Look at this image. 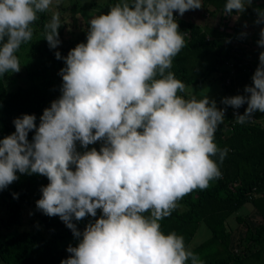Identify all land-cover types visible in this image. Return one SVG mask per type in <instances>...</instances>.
Listing matches in <instances>:
<instances>
[{
    "label": "clouds",
    "instance_id": "obj_1",
    "mask_svg": "<svg viewBox=\"0 0 264 264\" xmlns=\"http://www.w3.org/2000/svg\"><path fill=\"white\" fill-rule=\"evenodd\" d=\"M252 4L226 0L223 12L239 15ZM52 5L0 0V77L21 70L16 53ZM202 7L203 0H118L89 20L86 43L66 57L55 53L66 65L59 72L61 96L39 125L24 114L14 119L15 132L0 139V191L18 180L17 172L45 176L37 209L59 216L79 241L61 264H205L182 235L165 234L160 225L183 197L221 177L229 151L215 143L226 109L208 96L180 95L186 86L171 71L185 47L174 12ZM253 10L254 24H264V9ZM60 27L59 11L51 12L42 32L50 49L61 44ZM257 45L264 48V28ZM258 59L247 95L221 100L234 109L247 104L243 115L234 114L237 124L264 113V51ZM101 140L99 151L76 149L77 141L87 148ZM98 209L102 215L79 231L73 220L96 217Z\"/></svg>",
    "mask_w": 264,
    "mask_h": 264
},
{
    "label": "trees",
    "instance_id": "obj_2",
    "mask_svg": "<svg viewBox=\"0 0 264 264\" xmlns=\"http://www.w3.org/2000/svg\"><path fill=\"white\" fill-rule=\"evenodd\" d=\"M225 3L226 0H203L205 14L212 17L219 14L221 20L217 25H199L175 17L179 30L185 34V47L174 58L171 69L185 85L201 84L216 73L223 89L216 100L218 108L224 105L222 98L244 95L241 82L249 81L252 85L249 74L259 64L258 60L248 58L249 49L243 50L246 39L238 45L227 41L228 36L242 35V32L240 26L230 25L227 21L231 15L224 14ZM236 14L233 12L232 15ZM49 17L48 13L40 14V19L33 25L34 32L38 30L36 24L43 31V24ZM63 29L62 25L58 30L59 38ZM87 32L80 37L85 42ZM76 45L77 41L70 42L67 49L71 50ZM25 46L23 44L21 48ZM57 51L64 57L62 49L49 53L47 45L28 51L30 56L39 57V60L25 70L23 81L10 72L0 77V139L15 132L13 121L24 114L35 115L38 126L44 109L61 96L63 80L59 72L66 65L63 59L56 58ZM226 61L232 62L231 68ZM228 77L230 81L226 85L224 81ZM179 94L185 97V93ZM246 108L247 104L239 108L242 115ZM253 117L257 119L255 122L236 124L231 130L225 128L224 123L219 126L215 132V143L221 149H229L223 163L219 164L221 177L211 181L207 189H196L183 197L178 202L181 208H176L169 217L160 221L161 230L165 234L175 231L182 235L186 247L200 223L205 224L210 236L190 248L205 264H246L250 258L259 259L264 250V113L257 111ZM228 119L227 116L224 122ZM34 134L35 130L29 132L30 142ZM103 143L102 140L97 141L84 148L77 141L76 149L80 153L92 148L99 151ZM213 159L219 163L216 157ZM17 176L18 180L0 191V210L7 213L8 226L18 224L22 205L39 200L42 186L49 182L45 176L38 174L17 172ZM13 193H17L18 198L14 199ZM246 202H250L257 212V223L251 227L244 216H234L244 231L234 250L230 248L231 230L226 220ZM73 223L83 232V224L75 219ZM76 240L59 216L49 217L39 212L38 224L22 229L15 226L11 232L0 233V264H61L70 255L66 251L68 246H77Z\"/></svg>",
    "mask_w": 264,
    "mask_h": 264
},
{
    "label": "rangeland",
    "instance_id": "obj_3",
    "mask_svg": "<svg viewBox=\"0 0 264 264\" xmlns=\"http://www.w3.org/2000/svg\"><path fill=\"white\" fill-rule=\"evenodd\" d=\"M118 0H60V4L57 7L55 0H53V5L51 6L49 12V16L51 12L59 11L60 18H61V26L63 25L64 29L61 32L60 41L61 44L57 46L55 49L49 48V53H53L54 50L62 49L64 57L68 55L70 50L67 49V45L70 42L77 41L79 43H86L85 40H81L80 37L82 33L87 32L89 28V20L101 13L107 14L109 12V7L117 3ZM254 8L264 9V0H253L252 6L248 7L251 11L247 10L244 13L231 15L227 17V21L230 25L237 24L241 27L242 33H246L244 35L246 39V43L242 46L244 49H250V54H248V58L256 59L259 63V53L264 51V48H261L257 45V41L259 39V32L261 28H264V24L256 25L254 21L257 18L256 12L253 10ZM178 19L184 21H192V20H200L198 23L203 22L207 15H204V10L196 9V10H189L184 13L183 16H180L178 13L174 12ZM191 13L193 19L188 15ZM50 19V17L48 18ZM207 19V18H206ZM208 20V19H207ZM213 25H217L220 22L219 14H216L214 18L211 19ZM207 23V21H206ZM197 24V23H196ZM203 24V23H200ZM199 24V25H200ZM246 25V26H245ZM38 30L34 32L32 40L26 44L25 47L20 48L17 52V56L19 58L21 64V70L18 73H12L15 75L20 81L25 80V70L29 69L30 66L36 63L39 60V57H32L28 54V51H33L37 48H43L47 45V41L44 39L42 32L39 29V24L35 26ZM83 28L86 31H82ZM46 55V53H45ZM255 71L249 74L250 77L253 76ZM11 73V72H10ZM250 86L251 83L248 82H241L240 87L245 88V86ZM185 98H190L192 95H195L197 99H201L204 96H208L210 100H217L222 92V86L220 84L219 79L217 78L216 73H212L209 78L201 84L198 85H185ZM243 94L247 95L244 90ZM177 208H181L178 205ZM21 215L18 219V224L8 226L7 220L8 216L7 213L1 209L0 210V233L11 232L12 229L17 226L18 229L27 228L34 224H38V213L41 212L36 207V201L33 200L31 203H26L22 205L21 208ZM236 214H240L245 217V222L248 223L251 227L256 226V216L257 212L252 207L250 202L244 203L234 214L227 218L226 223L231 230V241H230V248L237 249V241L240 237L244 236V231L242 229V225H240L234 216ZM102 215L101 210H97V216L91 217L86 216L85 220L77 221L83 227H86L90 219H97ZM93 222V221H90ZM87 223V224H85ZM209 229L205 226V224L200 223L198 230L196 231L194 237L189 243L188 248H191L200 242L204 241L210 236ZM77 242L78 239L76 240ZM246 264H264V250L261 252V256L259 259L250 258L246 261Z\"/></svg>",
    "mask_w": 264,
    "mask_h": 264
},
{
    "label": "built area",
    "instance_id": "obj_4",
    "mask_svg": "<svg viewBox=\"0 0 264 264\" xmlns=\"http://www.w3.org/2000/svg\"><path fill=\"white\" fill-rule=\"evenodd\" d=\"M226 39H227L228 42L230 41L231 44H233V45L234 44H237L238 45V43H244L245 42V37L243 35L228 36ZM226 62L228 64V68H231L232 67V62H230V61L229 62L226 61ZM230 72H231L230 75H232L233 74V71L231 70ZM229 81H230V77L226 78L225 81H224V83L226 85H229ZM221 108H225L226 109V111H225V113H226L225 118L227 116L229 117L228 121H225L224 122V126H225V128L231 130L234 127V125L237 124L234 121L235 120V115L234 114H240V115H242V114L240 113L239 109H234L231 106L223 105ZM256 120L257 119H254V117H253V120H251L249 122L252 123V122H255Z\"/></svg>",
    "mask_w": 264,
    "mask_h": 264
},
{
    "label": "crops",
    "instance_id": "obj_5",
    "mask_svg": "<svg viewBox=\"0 0 264 264\" xmlns=\"http://www.w3.org/2000/svg\"><path fill=\"white\" fill-rule=\"evenodd\" d=\"M204 15H207V14H204ZM174 16L176 17V14L174 13ZM189 17H191L192 19H193V17H192V15H191V13L188 15ZM177 18V17H176ZM208 20H207V19ZM206 18H204L205 20H203V22H200V23H203V24H200V23H198L200 20H192V22H194V23H197V24H200V25H204V24H207V23H210V24H212V18H214V17H212V15H207L206 16ZM206 21H207V23H206ZM241 32H242V30H241ZM242 34V33H241ZM244 36V35H243ZM249 49H250V47H249Z\"/></svg>",
    "mask_w": 264,
    "mask_h": 264
}]
</instances>
